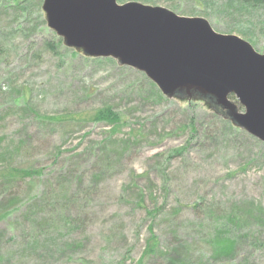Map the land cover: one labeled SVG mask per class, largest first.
Masks as SVG:
<instances>
[{"label":"rangeland","instance_id":"rangeland-1","mask_svg":"<svg viewBox=\"0 0 264 264\" xmlns=\"http://www.w3.org/2000/svg\"><path fill=\"white\" fill-rule=\"evenodd\" d=\"M44 2L0 0V209L20 203L0 221L6 264H164L144 255L151 228L184 264H264V143L209 99L168 98L145 73L68 48ZM128 3L203 18L264 55V4ZM107 109L119 127L93 121ZM13 137L23 148L7 162ZM216 236L236 241L231 260L211 259Z\"/></svg>","mask_w":264,"mask_h":264},{"label":"water","instance_id":"water-1","mask_svg":"<svg viewBox=\"0 0 264 264\" xmlns=\"http://www.w3.org/2000/svg\"><path fill=\"white\" fill-rule=\"evenodd\" d=\"M118 2L45 0L43 11L68 48L141 71L168 98L209 99L220 116L264 143V55L203 18Z\"/></svg>","mask_w":264,"mask_h":264},{"label":"trees","instance_id":"trees-1","mask_svg":"<svg viewBox=\"0 0 264 264\" xmlns=\"http://www.w3.org/2000/svg\"><path fill=\"white\" fill-rule=\"evenodd\" d=\"M247 4L250 8H255L258 6H262L264 4V0H243V4ZM154 91L158 92L155 89V85H154ZM159 98H162L161 95H159V93H157ZM197 96V95H194ZM230 100L232 102H237V99L235 97H230ZM110 109H107L106 111H103L101 113H99L95 118H94V122H98V123H106L111 125V126H115L116 128L119 127L120 123L122 122V117L121 115H119L118 113H115L113 111H109ZM240 110L243 111V109L240 107ZM232 127H234L231 124ZM231 127V128H232ZM235 128V127H234ZM113 134H115L114 132H112ZM1 143L3 142L2 139H0ZM13 141V147L10 148V152L7 150L5 152V160L7 159V162H9L13 156V154L15 152H17L16 154H18V151H22L23 148V141L21 139H17L15 137L12 138ZM0 143V145H1ZM14 150V151H12ZM8 157V158H7ZM18 175H21V179H26V178H30L34 175V172H30L29 170H14V169H5V173H3V178L7 179L9 177H15L17 178ZM11 202L9 204V207L7 209H0V221L3 220L8 214H10L17 206V204L20 203H15L14 199H11ZM155 211L157 210L156 214L158 215L160 212V209H154ZM153 211V212H155ZM151 214V212H150ZM155 216V215H154ZM150 237L147 241V246H146V252L144 253L145 257H151V255H155V254H162L164 258V264H184L181 260H178V252L175 249H168L166 248L164 251V254L161 252V250L163 249V247L159 248V245H162L159 238L156 236L154 229L151 228L150 229ZM235 246H236V241L234 240H228L226 238H221L219 236H216L212 243H211V248H212V260L213 261H218L220 259H229L231 260V258L233 257L234 253H235ZM79 247V246H78ZM161 249V250H160ZM28 251L25 252H21L22 255H26ZM20 253V252H19ZM10 256V255H9ZM10 259L7 256H1L0 255V264H6ZM118 264H122V261H120ZM138 264H143L142 261L138 262Z\"/></svg>","mask_w":264,"mask_h":264}]
</instances>
